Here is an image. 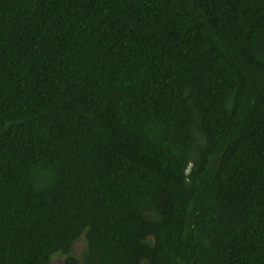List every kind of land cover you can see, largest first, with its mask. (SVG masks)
Wrapping results in <instances>:
<instances>
[{
    "label": "trees",
    "instance_id": "obj_1",
    "mask_svg": "<svg viewBox=\"0 0 264 264\" xmlns=\"http://www.w3.org/2000/svg\"><path fill=\"white\" fill-rule=\"evenodd\" d=\"M0 264H264V0H0Z\"/></svg>",
    "mask_w": 264,
    "mask_h": 264
}]
</instances>
